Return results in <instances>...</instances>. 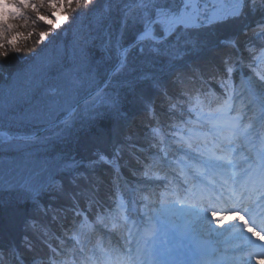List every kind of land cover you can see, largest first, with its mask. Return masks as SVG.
Here are the masks:
<instances>
[{
	"label": "snow or ice",
	"instance_id": "obj_1",
	"mask_svg": "<svg viewBox=\"0 0 264 264\" xmlns=\"http://www.w3.org/2000/svg\"><path fill=\"white\" fill-rule=\"evenodd\" d=\"M211 3L212 7L208 5ZM91 0H75V7H72V0H69L68 8L72 14H79L80 9L87 8ZM112 7L107 4L104 12L118 10L121 13V27L114 44L109 41V45L114 49L117 63L114 72L127 69L129 65V53L135 51L143 55L146 51L156 58H166V62L171 66L173 61L181 60L191 52H201L209 47L210 41L202 38L199 33L206 28L216 25H228L233 21L245 16V8L251 5L253 13L259 11L260 19L250 30L247 25L240 29V34L250 38L244 42V50L249 53L245 58L240 47V34L233 33L224 37L217 43L225 50L226 55L221 60L220 66H212L209 75L205 77L202 73L200 78H211L215 81V87L205 89L203 87H190L184 80L176 81L180 85V91L173 95L169 92L167 85L161 77L154 76L153 73H143L134 79L124 80L121 87L128 89L129 93H137V84L144 81L150 82V88L158 93L166 103L157 107L156 96L146 95L141 90L137 99L142 105L143 112L150 114L154 120L161 119L160 131L166 127L168 133L165 139L171 138L174 143L170 145L175 151H183L184 155L191 158L193 153L203 155L211 154L218 147L227 127L228 112L231 110L232 100L238 94L239 89H246L251 92L264 94V0H111ZM99 18V17H98ZM76 19V15L72 16ZM68 20L65 15L62 22ZM131 31L130 38L128 32ZM84 53V49H80ZM6 55V52L0 53ZM50 63V62H49ZM248 71L244 72L243 69ZM42 68L37 66L34 72H40ZM199 71V70H198ZM240 73L239 87L235 83V74ZM93 79L95 75L93 74ZM77 87L80 81H75ZM113 85L111 79L105 80L102 86H97L94 93L83 101L81 107L79 102H66L63 107L56 110V119L53 123L46 124L42 131L51 133V138L63 142L70 137L78 142L80 137L76 133H92L91 140H98L105 136L102 128L93 131L96 121L103 119L106 115L111 116L116 122L112 128V133L118 131L120 121H128L129 113L123 108L122 97L119 92H107ZM53 95L56 89L50 90ZM209 95L215 96L213 103L220 104L221 109L217 114L204 113L202 106L208 102ZM58 103V102H54ZM211 106V104H210ZM162 109V110H160ZM28 122H32L33 116H25ZM222 121L221 124H213L211 129H205V121ZM43 124V121H37ZM181 125L186 127L182 128ZM199 125V127L195 126ZM156 128L153 126V131ZM180 133L179 139H176ZM36 134L23 137L32 139ZM211 135L209 141L208 136ZM185 137L187 139H185ZM20 138L10 127L0 126V145ZM48 139V137H40ZM147 138V137H146ZM127 139V137L124 138ZM155 143V137L149 141V147ZM129 145L125 142L115 143L109 150L99 146L94 147L91 158L87 160L78 159L75 154L63 160L58 166V173H70L71 183L75 184L77 177L83 175L78 171L81 168L90 170L93 174L98 168H103L112 176V182L105 193V197L97 198L99 187L102 183L100 178L94 185L95 191L87 190L86 202L97 216L111 211L113 206L119 210L127 207L130 209L133 203L134 188L136 190L144 187H151L153 182L160 183L169 179V173L165 167L161 166L166 157L161 156L160 164L157 163L156 154L148 151L144 146H139L138 152L129 153ZM153 170L157 174L153 175ZM131 178V179H130ZM62 189L61 180L54 176L49 177L43 184L33 183L29 180L23 181L19 185L22 192L20 202H31L36 205L38 211H44L45 206L40 203V197L44 191L53 186ZM15 186L5 185L0 182V192L13 190ZM84 193H82L83 195ZM139 195L137 191L135 193ZM121 198L127 201V205L120 202ZM143 198H147L146 196ZM3 202L0 201V204ZM95 206V207H93ZM77 216L85 215L80 211L78 204H74L72 209ZM123 231L113 232L110 241V253H105L103 259L87 256L82 259L76 255V250L69 251L66 247L47 246V252L43 248H37L25 235L24 249L22 251L15 243L5 244L0 239V264H111V258L116 257L115 264H136L133 255L135 249L132 247V228L136 225L133 222L132 228L128 227L131 217H123ZM29 228L35 231L34 219H30L25 232ZM126 233V234H125ZM47 232L45 231V236ZM123 241V243H121ZM114 245V246H113ZM83 251V247H81ZM121 257L123 259H121Z\"/></svg>",
	"mask_w": 264,
	"mask_h": 264
},
{
	"label": "trees",
	"instance_id": "obj_2",
	"mask_svg": "<svg viewBox=\"0 0 264 264\" xmlns=\"http://www.w3.org/2000/svg\"><path fill=\"white\" fill-rule=\"evenodd\" d=\"M36 1L42 0H0V30L1 27H7L5 32L8 33L7 30L12 28L10 25H14V34L19 38L18 45L11 47V59L0 61V126L10 127L13 132L19 134H33L38 131L57 118L56 110L59 106L63 107L66 101L75 103L104 81L116 63L114 49L106 45H109L110 40L112 44L115 43L121 27V13L118 8L115 11L104 12L106 4L112 7L111 0H91V4L87 8L80 9L79 14L69 12L67 6L69 0H43L49 1L43 8L39 3L33 6ZM50 3V9L47 10ZM60 5L63 6V10L60 9ZM72 7H75V0H72ZM49 11H53L50 16H48ZM41 13L46 14V17L41 16ZM65 15H68V20L62 22ZM73 15H76L75 20L72 19ZM258 19L260 12L253 13L249 5L245 8V16L239 20L228 25L203 29L199 35L210 41L209 47L201 52H191L181 60L173 61L171 66L167 64L166 58H156L147 51L143 55L135 51L130 52L128 68L116 74L112 79L113 85L106 89L107 92L120 93L123 108L129 113L128 121H120L115 134L111 130L116 122L111 116L106 115L96 121L93 129V131L97 128L104 130L105 136L98 140L90 139L92 133L80 132L76 133L80 137L78 142L71 137L60 142L52 139L51 133H46L41 137L48 139L39 137L28 142L12 140L0 145V162L25 157V154L14 152V147L21 150L20 147L23 145L25 149L21 151L26 153L38 143L42 147L40 155H43L45 148L54 147L56 156L54 158H58V161L50 158L51 177L61 180L63 184L62 189L54 185L43 192L40 203L45 206L44 211H38L36 205L31 202L14 203V201H3L6 199L1 198L0 201L3 203L0 204L2 226L0 239L5 244L15 243L25 251L24 237L27 235L37 248H43L47 252L45 241L52 242L49 239L52 237L50 233L58 227L56 225L58 220L63 219L62 211L74 200L73 196L78 203H81L82 197L86 199L87 190L94 191L88 180L93 174L90 170L79 169L78 171L83 175L77 177L75 184L71 183L70 173H58V166L63 160L73 154L78 159L87 160L91 158L94 147L99 146L109 150L115 143L122 141L129 145L127 150L129 153L138 152L135 149L136 145H146L147 140L151 138V132L146 129L149 114L143 112L137 96L141 90H144L146 95L156 96L158 110L159 106L166 102L150 88L148 81L137 84L135 95L120 86L122 81L134 79L143 73H153L154 76L162 78L173 95L180 91V85L176 82L178 80H184L188 86L194 87V80L196 84L201 81V73L207 77V73H203L207 70V66L209 68L214 65L220 66L222 58L226 55L222 47L212 48L217 40L233 33L240 34V29L245 25L250 29ZM15 29L22 35H18ZM127 35L130 38V30ZM250 36V31L248 37L240 34V47L246 58L249 53L244 50V42ZM81 48L84 49L83 54ZM210 56L216 58V62L213 63ZM37 66L42 68L40 72L33 71ZM77 80L81 82L79 87L75 84ZM51 89H56L55 95L51 93ZM49 110H54L53 118L49 115ZM25 116H33L34 119L30 123L24 119ZM37 121L44 123L40 124ZM140 126L143 128L138 129ZM125 137L127 139L124 141ZM47 158L36 156L39 161L42 159L45 161ZM24 169L28 170V167L25 166ZM105 172L103 168H98L93 177L103 178ZM93 177H91L92 183H94ZM16 198H19V195ZM52 213H54L53 217ZM30 219H34L36 229L34 231L29 228L25 232V226Z\"/></svg>",
	"mask_w": 264,
	"mask_h": 264
},
{
	"label": "rangeland",
	"instance_id": "obj_3",
	"mask_svg": "<svg viewBox=\"0 0 264 264\" xmlns=\"http://www.w3.org/2000/svg\"><path fill=\"white\" fill-rule=\"evenodd\" d=\"M39 3V5L43 8L46 7V5L49 3V1H41V2H35L33 4V6L35 4ZM51 6V3L48 5L47 10L50 9L49 7ZM36 7H38V5H36ZM60 9L63 10V6L60 5ZM53 10V9H51ZM50 12V11H49ZM53 13L50 12L48 13V16H50ZM43 17H46V14H40ZM12 26V28H10V30L8 29V33L5 32L7 27H1L0 30V53L6 52V55H0V61H6L8 59H11V47H16L19 43V38H17V35L14 34V25H10V27ZM15 32L18 35H22L21 32L19 33L18 30L15 29ZM13 50V49H12ZM1 65V63H0ZM264 100V98H262ZM60 101V100H59ZM69 102V101H66ZM65 102V103H66ZM62 107V106H59ZM58 107V108H59ZM219 111V110H218ZM46 115L48 114V112L45 113ZM231 116V115H230ZM230 116H228L227 119V123L228 120L230 119ZM233 126H235V124L239 123V128H236V131L234 130V134L237 137L236 140L232 141V138H229V136L226 134L224 135V140L225 142L228 141L230 144L227 145V150H230V155L232 157V159L229 162V159L231 158L230 156L225 155L224 153H219V152H213L211 154L205 153L203 155H197L195 153H193L191 155L192 159H188L187 156L182 155L183 159L186 161L188 166H192L194 169H186L185 171H187L191 177H192V184L193 186L196 185V183L198 185H204L208 179H206L205 175L202 174V172H205L204 174H206V172L210 171V167L212 164H220V165H225L227 166V168H234L235 166L238 169H245L248 166H250L251 163H253L252 159L255 158V156H253L254 154H258L259 157H261L260 161H258L259 163V168L257 169L258 171V176H255L256 179H259L261 175H263V179H264V149L262 148V145H264V136L256 134L252 124H245V120L243 118V115H240L237 117V119H233ZM220 121V120H219ZM220 123H222V121H220ZM207 127V125L205 126ZM228 127L230 128V126L228 125ZM231 129V128H230ZM246 136V138L244 137ZM261 140H260V139ZM208 139H211V136H208ZM21 150L25 149V146H21L20 147ZM19 150L18 148L14 147V152H18L21 154H26V158H20V159H14L12 161H1V165H0V182H2L5 185V188L7 189L8 185H13L15 186L13 190L9 191V190H5L3 192H0V199H6L3 201H10L14 203H17L20 201V196L22 195V193L19 190V185L25 181V180H29L33 183H37V184H43L46 183L49 179V177L52 176V166H50L46 161L42 162L39 161L38 159H36L35 155H32L31 153L33 151H28L26 153H22V151ZM239 154V155H238ZM221 156L222 159H219L217 157ZM194 160V161H192ZM32 162V163H31ZM257 164V162H255ZM169 166L174 167L175 165H178L177 163H172V161H170V163L168 164ZM235 165V166H234ZM27 166V169H24V167ZM183 169V168H182ZM218 169V168H216ZM30 171V172H29ZM263 172V173H262ZM196 178V179H195ZM180 180V179H179ZM203 181V183L201 181ZM196 181V183H195ZM226 185V184H223ZM189 187V185H187V188ZM187 188H185L184 190H188ZM196 188V187H195ZM194 188V189H195ZM144 190H148V187H144L142 188ZM189 189H191V187H189ZM218 190V189H217ZM19 195V198H16ZM141 197H145V194H140ZM147 196V195H146ZM2 200V199H1ZM150 201L149 199L146 200ZM153 206V203L151 204ZM153 207H156V204H154ZM157 209H155L154 214H155V218H157L158 220H151L150 219V213L148 215V218L150 219V222H154L155 225V229H154V233H156L157 230H161L162 232H165V230L167 229L169 231V234L172 233V230L170 228H168L169 224H173L172 227H181L184 231L186 236H193L194 234H196L193 230H192V222L185 219L184 217V210L182 207L177 206V204H174L173 206H164L161 203V206L159 205V203L157 204ZM124 211L122 208H120L119 210H116L114 212H110L109 214H107V221L110 222V220H113L115 222H119L122 220L123 217H128L129 215H125ZM123 213V214H122ZM205 213V212H204ZM141 216V215H139ZM216 217H221L222 214L217 213L215 214ZM114 217V218H112ZM141 219H145L144 216H141ZM213 223H215V220L211 221L210 225L212 227ZM97 226H101L100 224H98ZM223 226H219L217 227L216 231L221 230ZM0 228H2V226L0 225ZM213 229L215 228V226L212 227ZM108 229V228H107ZM106 229V230H107ZM81 237V233L78 235V238ZM152 240L154 239V241H159L156 240L154 238V235H152ZM172 237H175V235ZM71 243L73 244V247L76 249V251L78 252V245L76 243L77 239H72L67 237ZM66 238V239H67ZM203 238H205L203 236ZM209 238V237H208ZM212 239V238H210ZM209 239V240H210ZM207 240V241H209ZM227 240V237H222L221 238V242H224ZM68 242V240H66ZM161 242H157V249L158 251H161V253L165 252V247L160 245ZM243 244L242 243H233V244H225V249H224V253H222L224 255V257H232V259L234 260H242V259H246L248 260L244 255L240 254L238 252L239 247H241ZM236 250V251H233ZM237 253H239V256L237 255ZM159 254L154 253L152 255L153 260H158L160 259Z\"/></svg>",
	"mask_w": 264,
	"mask_h": 264
},
{
	"label": "bare ground",
	"instance_id": "obj_4",
	"mask_svg": "<svg viewBox=\"0 0 264 264\" xmlns=\"http://www.w3.org/2000/svg\"><path fill=\"white\" fill-rule=\"evenodd\" d=\"M85 96H87V94L85 95ZM81 99V98H80ZM79 99V100H80ZM78 100V101H79ZM260 100V99H259ZM258 100V101H259ZM30 101H33L32 99H30ZM250 102H255V104H256V97L255 98H252V99H250L249 100ZM253 102V103H254ZM258 103V102H257ZM250 108L252 107V106H249ZM249 110V109H248ZM49 112V115L53 118V116H54V110H49L48 111ZM262 119V117L261 118H257V121H260ZM55 120V119H54ZM257 127V126H256ZM41 132H43L42 131V129L41 130H38V131H36V132H34L36 135L37 134H39V133H41ZM24 137L25 136H29V135H32V134H22ZM32 140H35V139H26V141L28 142V141H32ZM37 140V139H36ZM37 145L35 146V147H33V149H31V151H33L31 154L32 155H36V156H44V157H48L45 161L50 165V166H52V162L50 161V158H53V159H56L57 161H58V158H54V157H56L55 156V154H54V152H55V148L54 147H50V148H45L44 149V151H43V155H40V153H42L41 152V149H42V147H40V145L38 144V143H36ZM42 162H44V160L42 159L41 160ZM182 170V168H180L179 169V171H181ZM217 175L218 174H221V179L222 178H229V177H231V175H234V176H238V177H236L237 178V181H238V183L239 182H242L243 180H241L240 179V177L241 178H244V172L243 171H241V172H239V173H235V172H233V171H230V170H223V171H220L219 170V172L218 173H216ZM181 175H182V178H181V182H187L189 179H188V176L185 174L184 175V173L183 172H181ZM183 175H184V177H183ZM222 180H224V179H222ZM171 183H173V182H171ZM157 184H159V183H157ZM175 184L172 186V188L173 189H177V197L178 198H184V199H188V198H190V196H186L185 194H184V192H183V187H181V186H178V185H176L175 187ZM156 188H158V189H161V188H163L162 187V185L161 184H159V185H157L156 186ZM264 189V188H263ZM244 191V189L243 188H240V186L238 187V189L236 190V189H234L233 191H230V195L233 197L232 198V200L234 199V196L236 195V196H238V197H240L241 198V196H243L245 193L243 192ZM21 192V191H20ZM22 193V192H21ZM246 194H248L247 192H246ZM206 195H208L207 196V199H206V202L204 203V204H209V203H211L212 201L210 200L212 197V194L211 193H208L207 192V194ZM245 197V196H244ZM225 199H226V197H225ZM248 200V202H251V205H257V203H258V201H255V198L254 199H249V197L247 198ZM209 201V202H208ZM190 202V201H189ZM232 202H234L235 203V201H232ZM231 203V202H230ZM241 205H242V203L244 204V201L242 200L241 202ZM247 205H250V203H248ZM197 206H199V205H197ZM205 205H201V206H199L200 208H202V207H204ZM257 208L259 209L260 208V205L259 206H257ZM235 209H238V208H235ZM186 210V209H185ZM259 211H262V210H259ZM187 212H189V210H187ZM193 212V211H192ZM256 213V212H255ZM263 213H264V211H263ZM189 219H192V222L195 224V225H199V224H203V223H205L206 221L207 222H209L210 220H211V218L209 217V216H204V215H200V214H197V213H195V212H193V213H191V214H189ZM248 219V218H247ZM216 221H217V224L215 225V226H220V225H222L223 227H222V232H224L225 234L226 233H230V232H228V231H236V230H238V229H243L244 231H245V229H246V227L249 225V222H248V220H246V218H244V217H242V216H239V215H228V214H224V216L223 217H219V218H216ZM198 223V224H197ZM208 227V226H207ZM119 229H121V227H119ZM243 231V232H244ZM203 232H204V234H206V235H211L212 234V236L213 237H216V231L214 230V231H210V229H209V231L207 230V229H204L203 230ZM148 233H154V231L153 230H151V231H148ZM231 233H233V232H231ZM217 234H220L219 232L217 233ZM254 234V235H253ZM231 235V238L233 239V240H236V241H238V242H245V243H249L250 241H252V243L251 244H247L246 246H243L242 248H240V250L239 251H241V252H244V253H246V252H249V251H251V250H253V249H255L256 247V244L257 243H259V242H257V240L256 239H258V234L257 233H254V232H251V231H249V230H247V232H244V233H239L238 235H233L232 236V234H230ZM222 236V233L220 234V236H219V239H220V237ZM230 238V239H231ZM164 241H165V243H167V239L166 238H162ZM182 239V238H181ZM181 239H174V240H181ZM150 242H151V240H150ZM189 242V239H187V240H185V243H188ZM220 242H219V240L217 239V238H213L212 239V241L211 240H209V241H205V242H202L201 243V248H204V250L203 251H200V253L202 252H208V253H210V255H208L207 257H204V258H202V259H200V261H191V262H187V261H184L183 259H181V258H179L180 259V263L181 264H221V262L223 261L224 262V264H233V263H231V260H229V259H226V260H223V259H220L219 258V256H218V258L217 259H214V256H215V254H217L218 253V251L220 250L221 251V246H220V244H219ZM132 246L134 247L135 245L134 244H132ZM177 248V250L179 249L178 247H176ZM264 248V247H263ZM200 249V248H199ZM197 254H198V252H197ZM226 261V262H225ZM241 264H264V259H261V260H253V261H251L250 263H247V262H245V261H241Z\"/></svg>",
	"mask_w": 264,
	"mask_h": 264
},
{
	"label": "water",
	"instance_id": "obj_5",
	"mask_svg": "<svg viewBox=\"0 0 264 264\" xmlns=\"http://www.w3.org/2000/svg\"><path fill=\"white\" fill-rule=\"evenodd\" d=\"M118 72V71H117ZM114 73H116V72H114V70L112 71V74H114ZM82 101H79V103H81ZM20 138H22V137H20Z\"/></svg>",
	"mask_w": 264,
	"mask_h": 264
}]
</instances>
